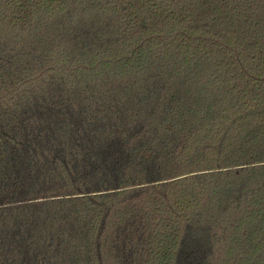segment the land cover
I'll use <instances>...</instances> for the list:
<instances>
[{
	"label": "trees",
	"instance_id": "obj_1",
	"mask_svg": "<svg viewBox=\"0 0 264 264\" xmlns=\"http://www.w3.org/2000/svg\"><path fill=\"white\" fill-rule=\"evenodd\" d=\"M0 264H264V0H0Z\"/></svg>",
	"mask_w": 264,
	"mask_h": 264
}]
</instances>
